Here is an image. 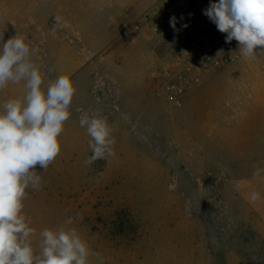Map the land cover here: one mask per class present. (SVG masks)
Instances as JSON below:
<instances>
[{
    "label": "rangeland",
    "instance_id": "1",
    "mask_svg": "<svg viewBox=\"0 0 264 264\" xmlns=\"http://www.w3.org/2000/svg\"><path fill=\"white\" fill-rule=\"evenodd\" d=\"M151 1L0 0V50L26 36L45 86L68 75L76 89L60 153L26 189L32 245L65 227L89 264H264V49L245 59L237 46L234 63L172 103L175 42L136 27ZM24 94L10 83L0 106ZM83 112L107 119L115 155L85 163Z\"/></svg>",
    "mask_w": 264,
    "mask_h": 264
},
{
    "label": "clouds",
    "instance_id": "2",
    "mask_svg": "<svg viewBox=\"0 0 264 264\" xmlns=\"http://www.w3.org/2000/svg\"><path fill=\"white\" fill-rule=\"evenodd\" d=\"M204 14L226 33V42H238L245 59L264 49V0H219L211 3ZM60 26V17L56 18ZM177 18L170 19L176 29ZM187 27V25H184ZM15 35L3 42L0 50V91L10 83L23 82L22 98L8 99L0 106V264H89V249L75 229L61 227L40 232L38 250L32 245L36 229L23 214L26 189H38L39 166L47 170L61 151L59 137L70 118V107L76 89L68 75H60L46 86L40 66L34 61L38 49ZM80 127L91 137L92 155L87 165L115 155V139L107 119L83 112ZM264 169H256L260 176ZM252 192L250 201L261 199Z\"/></svg>",
    "mask_w": 264,
    "mask_h": 264
},
{
    "label": "built area",
    "instance_id": "3",
    "mask_svg": "<svg viewBox=\"0 0 264 264\" xmlns=\"http://www.w3.org/2000/svg\"><path fill=\"white\" fill-rule=\"evenodd\" d=\"M219 0H154L148 10L137 17L139 31H148L152 39L175 42L172 60L167 64L165 93L178 103L192 89L201 86L210 74L235 62L238 42H226V33L204 14ZM177 18L176 29L170 19ZM187 25V27H184Z\"/></svg>",
    "mask_w": 264,
    "mask_h": 264
},
{
    "label": "crops",
    "instance_id": "4",
    "mask_svg": "<svg viewBox=\"0 0 264 264\" xmlns=\"http://www.w3.org/2000/svg\"><path fill=\"white\" fill-rule=\"evenodd\" d=\"M153 3V1H151V4Z\"/></svg>",
    "mask_w": 264,
    "mask_h": 264
}]
</instances>
